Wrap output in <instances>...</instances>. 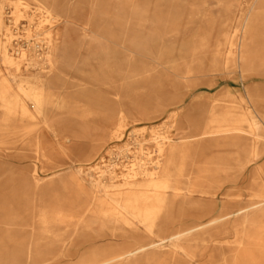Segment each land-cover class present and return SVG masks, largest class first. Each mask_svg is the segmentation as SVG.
<instances>
[{
  "label": "rangeland",
  "instance_id": "rangeland-1",
  "mask_svg": "<svg viewBox=\"0 0 264 264\" xmlns=\"http://www.w3.org/2000/svg\"><path fill=\"white\" fill-rule=\"evenodd\" d=\"M15 1L4 0L6 13ZM64 1L66 53L57 56L61 71L51 73L59 76L61 87L50 89L53 97L37 109L25 99L26 108H17L13 119L3 120L0 109V264H109L125 250L161 239L173 259L163 264H264L263 221L257 211L264 183V0H130L132 14L125 0ZM21 2L34 10L32 0ZM5 23L21 27L24 19L14 26ZM222 26L229 32L243 29L236 33L244 36L241 45L236 39L229 54L228 45L203 41L209 28ZM160 35L166 40L152 44ZM170 53L176 66L189 72L173 91L160 95L138 82L131 91L119 87L120 102L109 93L114 89L108 84L125 71V58L141 72L156 54ZM2 75L8 82L12 75L18 82L31 79L14 71ZM228 112L249 114L263 137L252 162H247L248 150L231 145L215 156V169L201 172L197 154L184 159L183 174L213 180L208 192L223 187L214 202L197 195L169 202L151 232L141 227L132 232L94 208L84 218L69 212L84 203L65 179L73 168L93 177L101 172L120 176L131 165L154 159L155 142L189 138L203 131L210 118L217 121ZM30 174L40 180L38 189L24 182ZM58 206L67 210L62 224L52 220ZM227 222L228 229L220 230Z\"/></svg>",
  "mask_w": 264,
  "mask_h": 264
},
{
  "label": "bare ground",
  "instance_id": "bare-ground-1",
  "mask_svg": "<svg viewBox=\"0 0 264 264\" xmlns=\"http://www.w3.org/2000/svg\"><path fill=\"white\" fill-rule=\"evenodd\" d=\"M32 1L35 3L34 10L30 8V4L22 3L21 0L13 2L11 13L15 17L14 22L7 16L10 11L5 12L4 0H0V76L14 71L31 77L29 81L21 79L19 82L15 80L17 77L14 75L11 82L4 78L0 79L2 86L0 87V109L3 112L1 115L3 120L15 118L18 115L17 108H26L28 101L25 99L30 100L37 109L46 98L53 97L50 89L61 87L57 79L59 76L57 74L51 76V73L61 71L60 65L57 66V56L59 53L63 56L66 53V37L69 32L67 3L64 0ZM124 7L128 14L133 13L132 1L125 0ZM19 18L24 19L21 27H7L5 21L14 26L17 25ZM125 19L128 18L125 17ZM240 28V26L232 27L230 32L227 26L218 29L209 28L205 34H202L203 41L208 43L214 39L215 44L228 45L226 51L229 54L230 47L237 45L236 39H238V46L244 39L241 34H236L238 30L243 32ZM124 32L128 33V28ZM163 39L166 40L162 35L154 36L152 44L162 42ZM117 45L129 54L134 53L120 44ZM154 59L156 60L152 61L153 66L143 67L141 72L133 68L130 58L124 59L122 67H125V71L118 81L108 84L110 89H114L109 93L117 99V102H120V88L131 91L138 82H141L142 86L152 85L155 87V93L163 95L167 90L173 91L177 88L180 79H185L184 75L189 74L180 66H176L177 60L172 53L166 54L165 57L163 54H156ZM6 94L12 95L8 97ZM185 99L186 97H183L178 103L182 104ZM133 133L132 131L130 134ZM262 137L258 124L249 114L234 115L228 112L219 115L217 121L210 118L203 131L196 132L189 138L182 137L174 140V138L165 137L166 141L155 142L154 159H146L145 164H137L133 168L131 165L128 171L120 176L110 172V175L106 177L104 172H101L99 176L93 177L89 171L82 175L80 168H73L72 173L66 175L65 179L75 186L74 188L84 199V203L73 207L74 210L71 209L69 212L78 213L84 218L89 216L94 208L106 218L105 220L124 223L132 232H136L140 227L151 232L156 220L169 202L181 199L193 200L195 195L203 199L209 196L214 202L216 193H221L223 190L222 186H215L208 192V187L213 180L207 175L200 174L193 180L183 174L182 166L186 157L197 154L202 159L201 172L207 171L205 169L207 167L215 169L219 163L215 156L223 152L226 146L231 145L237 148V151L248 150L247 162H252L257 157L255 148ZM23 179L34 189L41 186L40 180L34 174L25 176ZM182 183H186V187H183ZM262 188L257 211L263 221L264 233V183ZM227 195L228 192L224 191L223 197ZM66 211L62 206H58L53 213V223L62 224L66 221ZM235 213L238 215L241 212ZM203 226L196 225L195 228ZM223 229H228V222L221 226L220 230ZM178 237L173 236L167 241ZM164 240L141 245L133 250H125L107 262L109 264L173 263L172 257H168L167 252L163 250Z\"/></svg>",
  "mask_w": 264,
  "mask_h": 264
}]
</instances>
